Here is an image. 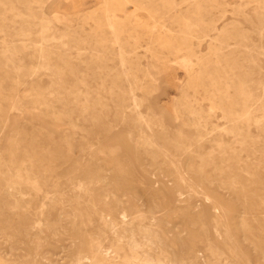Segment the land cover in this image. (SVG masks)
Instances as JSON below:
<instances>
[{"label": "rangeland", "instance_id": "1", "mask_svg": "<svg viewBox=\"0 0 264 264\" xmlns=\"http://www.w3.org/2000/svg\"><path fill=\"white\" fill-rule=\"evenodd\" d=\"M144 263L264 264V0H0V264Z\"/></svg>", "mask_w": 264, "mask_h": 264}, {"label": "bare ground", "instance_id": "2", "mask_svg": "<svg viewBox=\"0 0 264 264\" xmlns=\"http://www.w3.org/2000/svg\"><path fill=\"white\" fill-rule=\"evenodd\" d=\"M37 55H38V54H37ZM79 184H80V183H79ZM80 186H81V185H80ZM80 186H79V187H80ZM77 189H78V188H77ZM79 189H80V188H79ZM25 258H26V257H25ZM143 258H144V257H143ZM143 258H142V259H143ZM105 259H106V258H105ZM144 264H145V263H144Z\"/></svg>", "mask_w": 264, "mask_h": 264}]
</instances>
